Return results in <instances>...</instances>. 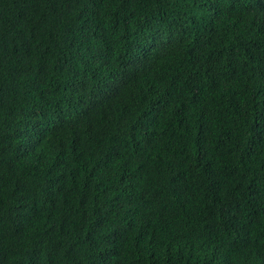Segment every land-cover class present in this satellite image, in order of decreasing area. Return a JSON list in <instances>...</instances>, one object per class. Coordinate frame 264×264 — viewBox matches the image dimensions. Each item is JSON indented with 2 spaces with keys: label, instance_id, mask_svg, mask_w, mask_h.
<instances>
[{
  "label": "trees",
  "instance_id": "1",
  "mask_svg": "<svg viewBox=\"0 0 264 264\" xmlns=\"http://www.w3.org/2000/svg\"><path fill=\"white\" fill-rule=\"evenodd\" d=\"M0 264H264V0H0Z\"/></svg>",
  "mask_w": 264,
  "mask_h": 264
}]
</instances>
